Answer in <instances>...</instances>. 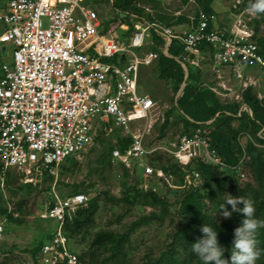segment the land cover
Instances as JSON below:
<instances>
[{
	"label": "built area",
	"instance_id": "2783aa9c",
	"mask_svg": "<svg viewBox=\"0 0 264 264\" xmlns=\"http://www.w3.org/2000/svg\"><path fill=\"white\" fill-rule=\"evenodd\" d=\"M97 1L7 0L1 6L5 29L0 46L6 52L4 46L12 45L13 54L10 62L0 60V190L6 191L9 171L25 174L27 182L45 173L56 178L60 166L92 147L100 131L108 135L114 130L131 142L125 150H113L112 165L130 170L160 152L184 172L183 188L202 185V175L189 171L199 163L232 169L239 181H246L245 149L240 163L229 168L200 129L181 135L169 147L150 148L148 138L162 111L142 91L140 81L142 70L153 68L159 54L137 51L157 46L151 35L156 30L165 40L160 48L165 56L172 57L169 49L174 41L181 48L175 60L185 72V81L189 68L203 71L208 66L213 79L204 87L223 104L237 103L241 111L250 112L244 93L264 85V49L256 38L255 15L239 12L240 1L234 5L239 13L230 26L202 9L178 29L132 15V28L116 39L110 30L104 32L94 9ZM257 97L263 101L262 94ZM158 176L172 187L174 175L165 176L160 170ZM91 199L84 193L62 197L53 191L43 218L55 220L58 226L42 245L38 264H83L64 226ZM7 223V216L0 217V241Z\"/></svg>",
	"mask_w": 264,
	"mask_h": 264
},
{
	"label": "rangeland",
	"instance_id": "374dc122",
	"mask_svg": "<svg viewBox=\"0 0 264 264\" xmlns=\"http://www.w3.org/2000/svg\"><path fill=\"white\" fill-rule=\"evenodd\" d=\"M110 1L99 0L94 9L99 12L103 26L110 23L108 30L111 37L122 39L133 26V21L131 17H127V14L115 10L112 7L113 0ZM238 1L241 3L239 12H246L248 7L244 4L247 0H213L211 6L219 20L230 26L233 15L239 13L234 9ZM6 2L7 0L0 1V8ZM134 2L135 7L143 10L144 20L147 21L148 17L156 18L159 22L163 20L164 24H173L177 29L178 26L186 23L182 19L189 20L199 9L203 10V6L196 0H134ZM247 14L245 13V16ZM262 15L264 14L255 15L254 26L256 21H260ZM4 29V25L0 22V34ZM261 37L264 38L263 25L256 38ZM4 47L6 52H2V46H0V60L10 62L13 47L12 45ZM151 51L154 49L148 46L137 53L145 54ZM201 72V86L204 87V84L211 83L213 77L208 66ZM140 82L144 92L158 102L162 111L160 119L148 138V144L150 148L157 145L169 147L176 143L185 131L183 113L175 111L179 92L175 91L172 80L161 78L157 69L152 67L142 70ZM254 92L256 95L262 94L264 102V85L255 89ZM166 122L168 126L164 130V137L160 138L162 126ZM189 132L191 133L192 130ZM117 135L115 132L104 135L101 138L102 142H96L75 161L62 164L58 169L57 177L53 180H46L45 176L39 175L32 181H24L23 190L20 192H12L6 187L5 192L0 191V209L8 208L9 213L12 211L14 219L19 221L11 223V220H8L6 232L0 241V264H33L32 250L45 243L58 226L55 220L43 218L53 191L62 197L76 192L84 193L99 202L95 226L90 234L85 238L79 236L72 239L71 247L78 254L91 252L90 244L99 232L129 235V243L124 246L128 264H144L149 259H158L168 249L172 244L175 230L184 220L179 211V203L185 192L190 189L183 188L179 174L174 175L172 187L158 176L160 170L164 171L163 166L177 164L169 156L160 152L149 155L143 162L134 165L128 171L119 165L109 163L107 156L103 160L108 150L116 146ZM252 142L258 148L264 149V145L259 144L254 138ZM241 143L245 147L247 140L242 139ZM245 171L248 179L239 181L240 184H252L258 189L247 167ZM232 173L231 170H227L224 175H232ZM11 174L19 176L21 173L11 171ZM165 176L168 174L165 173ZM150 189L162 196L164 205H154L143 197ZM262 194L264 195V190ZM20 203H24L23 207L15 212V205ZM207 205L210 204L207 203ZM0 217L4 218V215ZM104 255L109 256L107 253ZM86 262H89L88 258Z\"/></svg>",
	"mask_w": 264,
	"mask_h": 264
},
{
	"label": "trees",
	"instance_id": "16d2710c",
	"mask_svg": "<svg viewBox=\"0 0 264 264\" xmlns=\"http://www.w3.org/2000/svg\"><path fill=\"white\" fill-rule=\"evenodd\" d=\"M105 1L111 2L110 0ZM196 1L203 6V11L206 13H216L211 6L213 0ZM134 3V0H113L112 7L127 14L128 18L136 15L139 19H143V10L135 7ZM249 3L247 0L244 6L248 7ZM147 21L161 23L164 26H173V24H164L163 20L159 22L158 19L151 17H148ZM182 21L187 22L188 20L182 19ZM109 25L110 23L104 26V32L108 30ZM261 25L264 26V15L260 21L255 22L257 34ZM151 33L152 40L157 45L152 46V49L159 54V59L153 68L157 69L161 78L170 79L174 82L176 92H179L182 85L186 83L183 95L179 97L175 107V111L183 113L185 131L182 135L192 134L199 129L202 130L210 138L213 148L217 150L229 168L236 167L240 163L244 148L247 154L245 165L258 185V189L254 188L252 184H240L237 174L232 169L224 170L202 163L190 166L189 171H197L202 175L203 183L199 188H192L185 192L180 201L179 211L184 220L175 230L172 236V244L158 259H149L144 264H201L195 254L190 252V247L203 237L201 228L207 224L218 232L219 243L225 250L223 258L230 261L234 231L241 225L244 216L239 212H233L230 218L224 217L223 210H219V206L227 198V194L252 200L255 207V217L261 224H264V195L262 194V190H264V149L258 148L252 142V138H254L259 144L264 145V102L259 100L253 89H249L244 93V104L250 112L241 111V105L237 103L222 104L210 89L201 86V70L189 68V77L185 81V72L175 60V57H178L181 52V48L176 45V42L174 41L169 49L172 57H167L160 50L165 45V40L158 35L156 30H151ZM258 42L264 49V38L261 37ZM142 91L144 92L143 87ZM167 126L168 122L162 126L160 138L164 137L163 133ZM190 130H192L191 133ZM114 132L118 134V142L102 158L104 160L107 156L110 160L109 163H111L112 152L115 148L125 150L131 142L130 138L124 136L120 130H114ZM104 135L106 132L100 131L96 142H102L101 138ZM242 139L247 140L245 147L241 143ZM75 159L71 158L65 163L75 161ZM123 169L128 171L126 168ZM162 169L169 175L179 174L180 181H184L185 174L181 172L178 164L163 166ZM227 170H231L232 175L225 176ZM44 176L49 181L54 179L48 173H45ZM24 181L25 174L21 173L19 176H14L9 171L5 178V185L12 192H20L23 190ZM143 197L154 205L165 204L162 196L152 189L147 191ZM207 203L210 205L208 206ZM23 205L24 203L16 204L15 212H18ZM99 207L98 200L91 199L86 206L81 207L68 217L64 231L71 240L79 236L85 238L90 234L95 226ZM238 207L242 208L243 204L238 205ZM227 209L231 211V205H228ZM2 215L7 216L11 223L13 221L19 222L14 219L12 211L9 213L8 208L0 209V216ZM50 238L51 236L48 239ZM256 240L259 253L256 264H264V227L258 229ZM127 243H129L128 234L99 232L92 239L91 252L79 254V257L83 264H128L127 254L124 251V246ZM43 244L32 250L33 264H38V253ZM104 253L109 256L105 257ZM86 258L89 262H86Z\"/></svg>",
	"mask_w": 264,
	"mask_h": 264
},
{
	"label": "clouds",
	"instance_id": "9594fccd",
	"mask_svg": "<svg viewBox=\"0 0 264 264\" xmlns=\"http://www.w3.org/2000/svg\"><path fill=\"white\" fill-rule=\"evenodd\" d=\"M248 12L252 15L264 14V0H250ZM243 204L240 208L238 205ZM231 205V211L227 206ZM225 218H230L233 212L241 213L244 218L241 225L234 231L230 261L224 257V248L218 240V232L210 225L201 228L203 237L190 247L201 264H256L258 258L256 234L264 227L255 217L253 201L242 196L227 194V198L219 206ZM218 210V212H219Z\"/></svg>",
	"mask_w": 264,
	"mask_h": 264
},
{
	"label": "water",
	"instance_id": "95a60500",
	"mask_svg": "<svg viewBox=\"0 0 264 264\" xmlns=\"http://www.w3.org/2000/svg\"><path fill=\"white\" fill-rule=\"evenodd\" d=\"M3 52H5V49L3 50ZM187 75V73H186ZM182 88L184 89L185 88V83L182 85ZM181 91V90H180Z\"/></svg>",
	"mask_w": 264,
	"mask_h": 264
},
{
	"label": "crops",
	"instance_id": "0c3cea01",
	"mask_svg": "<svg viewBox=\"0 0 264 264\" xmlns=\"http://www.w3.org/2000/svg\"><path fill=\"white\" fill-rule=\"evenodd\" d=\"M1 4V3H0Z\"/></svg>",
	"mask_w": 264,
	"mask_h": 264
}]
</instances>
